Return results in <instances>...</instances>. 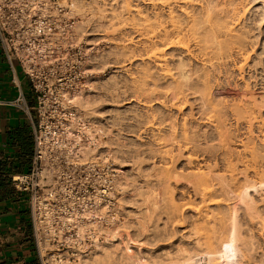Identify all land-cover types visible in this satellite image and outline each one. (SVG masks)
Masks as SVG:
<instances>
[{
    "label": "bare ground",
    "instance_id": "obj_1",
    "mask_svg": "<svg viewBox=\"0 0 264 264\" xmlns=\"http://www.w3.org/2000/svg\"><path fill=\"white\" fill-rule=\"evenodd\" d=\"M135 1L137 2L139 0H135ZM141 1L146 3V4L153 5V8H154L153 10L157 9L156 11H158L159 5L166 6V7L168 6L167 10H169V14H168L169 16L167 15L169 18L168 21L160 20V15H161L160 11L154 12L153 16H155L154 19L155 18L156 19L155 20L152 19L154 22H152L151 24L148 25L149 26V27H147L148 30L145 29L146 24H144V26H145L144 29H145L146 33L143 32L144 31L143 28H142L143 31H142V29H139L140 34L145 33L147 35V36H145V34H144V36L146 37V41L147 42L149 41V44H148L149 46H147L148 49L150 48L149 49L150 52L147 53V54L150 53L149 56L147 55L148 59L150 61L152 60V62L156 63V67H158L160 69L159 70L156 68L157 70H154V71H156L157 74H159V75H157L158 78H156L153 69L151 71L150 67H149V63L146 62V65L148 64V66H146L145 69L141 68L143 71H145L143 73L146 74V76L149 78V80H151V78H152L151 82L153 81V84H154L155 78L158 80L159 78L162 77L160 80L163 81V80H166L167 77L168 78L171 77L170 80L171 79L173 80L172 77L175 78V75L178 76L177 80L175 78L174 81L170 82L171 83L170 85H168V83H167L168 86H165L166 83H164L165 87L161 88L164 92H165L164 89H166L170 92L171 99H173L172 96L175 98L174 100H176L177 102L173 101L172 103L176 104V107L178 105L177 104L178 102H179V106H180V104L184 105L186 102H188L187 100H184V98L186 99V96L188 95L186 93V90L187 89L189 90L190 87L194 89V87H193V86H195L194 81H197L198 82L197 84H199L198 87H200V88H198L196 85L195 88L197 87L198 90L193 91L192 89H190L189 92H190V94H192V93L194 94L195 92H197V95H198V93L201 91L200 93L203 94L202 97L200 95L201 98L199 97V99H201V101H199V99L197 101L200 103L202 102L201 104L203 106L205 105L206 109H205V107H202V106L201 107H202V109L206 110V113H205L206 115L203 112H201V109H200V112L203 114L202 116H206V119L208 118L209 121L204 119V117H202L201 119H204L208 123L210 122L211 124H213V127L215 128V129L214 128L212 129V130H214L213 132H215L213 134H212V131H210L211 134H209V132L208 133L205 132L206 134L203 135L204 139H207V141H208V139L211 138V135L215 134L219 143L217 146H212L210 144L211 146H209V147H205V148L202 147L198 143L200 141V139H198L197 137H195L191 133L190 127H187V124H186L187 122L186 123L182 122L185 124L184 125L182 124L183 126H182V129L180 130L181 132H179L180 134H178V131L176 132V130H174V132H173V130H172V132L170 131L171 134H168L170 132H168V133L166 132L168 134L166 136V133L164 132L165 134H162L161 136H163V135H165V136H163L162 138H160V136H159V138H158L159 141L163 140L165 142V144L168 143L169 141H171L170 142V143H172L171 146H174L175 145L174 142H177L176 143L177 144L176 145L177 152H176V154H174V153L170 154L172 151L166 150V148H165V150H166V151L164 150L165 153L164 154L161 153L162 155H160V154H158V155H160V158H162L164 160V159H166V156L169 154L170 156L168 155L169 157L168 156L167 157L170 159V160L168 159L169 162L171 161L174 164V166L172 165V167H174V169H176L175 165H176L177 161H179V159H181V158H185V163L191 167V168L190 167L187 168V169H189L188 172L184 169L185 172L187 173V174L184 173L185 177H183L184 174H181V171L179 172L176 169V171H178V173H179L178 174V173H176V171L171 166H168V167L163 166V167H165L164 168L165 170L162 168L164 170V172H158L159 171V169H158V171H157L158 173L155 172L156 175H154V173H153L152 176H155L154 179L156 182L154 181V183H156L157 186L159 185L158 187H163L165 196L164 195L162 196V194H163V192L161 191L162 188H160V191L162 193L160 191H158L159 188L157 190L155 188L156 192L154 191L152 194L148 193V191H150V190H146L149 195L145 193L146 192L145 189L142 192L143 189L140 190V188H143V186H141V185L144 183L138 182V183H141V184L137 183L138 187L137 188L135 187L136 189L139 190L138 193H137V190L135 188L133 190H135V193L139 194L138 197L142 198V199H137L135 201L131 198L134 195L137 196L136 194H133V191H132L133 187L129 186V187H131V190L129 189V191H132V195H133V196L129 197L127 195V193H129V191L126 192L128 189H126V191H124L125 186H127V185L122 183V181H124L125 177L122 179L120 173L116 174L113 177V184H112L114 187V190L116 189V185L117 186L119 185L120 188L122 187V191L124 193L126 192L125 195H127V196H125L123 194L124 196L121 197V194H120L119 202L121 201L120 202L121 205L119 206L117 204L119 207L112 206L111 204L107 205L105 203L108 194L113 193L114 191L108 192L107 194H105L106 196L102 195V194L95 195L94 201L92 200L89 203V205L87 204V207L84 209V212L82 213V217L84 219V224L83 225L82 224L77 225L78 233L79 234L85 233L84 229L90 228L91 230H97L98 231L97 233H100L103 235L105 234V237H104V241L100 242V239L97 238L99 236V234H97V236H95V234H94V236H95V238L93 240L94 250L91 252V254L85 255L86 254L85 253V254L81 255V253H79V254H76V257H78L80 260L79 264H92V263L95 264L94 262H96L98 264V261H100L102 258V257L100 258L101 255L104 256V254H106L105 257H111L110 255L107 256V252L109 251V249L112 250V247H113V251L115 249H117L120 242H123V240L126 237H127V239L125 242L127 244L128 239H130V237L128 238V235H127L128 233H124V231H120V229H118L119 227L117 228L118 230L113 228L112 231H107L108 229L107 230L105 229L103 223L104 222L109 223V222L115 221V218L119 213V212H117V210H119L122 215L127 216L129 218L131 211L130 210L128 211L127 207L133 208V206H134V208L135 207L139 208V209H137L138 214L145 212L146 210H147L146 212L148 214L143 213L145 215H143V216H141L140 214L138 215V216H141V218H142L140 221L137 220V221H139L138 225H136V226H138V228L136 227L137 230L135 229L136 234H137L136 236L139 237V239L136 241L137 244L139 243L138 244L139 246L136 244L138 246V247H136L138 249V252H137V249H135L136 251H134L133 249H130L129 248L130 246L128 247V244H127V246H125V247H127V249L125 250V253L127 252L125 254L126 255L125 258L127 260H129V263L141 264V261L143 260L142 256L145 255L144 253H142V248L144 246L148 247V246L154 245L156 242L158 243V241L159 242L164 241V240L166 241V239L170 238L171 236L169 235V233L173 234V232H171V231L175 230V229H172L173 226L170 224V222L171 223L173 222L172 224L175 225L176 220H177V222H180V223L182 222L181 224H183V223H187V224H185L184 226H181V225H178V223H177V225L180 226V228H182V230H180L183 232L182 236H180L181 232L179 230H177L176 225H175L176 232L179 231L180 232L179 238L181 237V239L177 240L179 246L177 245L178 248L175 251L177 253V256L176 255L174 256V257H176V261L174 260L175 262H173V261L172 262H162L160 264H228L229 262H234L237 264H247L251 261V259H253L257 255L258 252L255 251V252H257L255 255L254 250H256L257 247L254 248L256 246L254 243L256 240L255 241H254V239L252 240V235H250V233H248L249 230H246L247 228L244 229V227H245L244 223L247 221L248 224L250 222L251 225H252V223L257 224L258 227L260 228L259 230L264 231V196H263V194H264V131L260 130L261 132H263L261 134V137H260L259 134L261 132L257 135L258 132L256 133V128H255L256 127L255 122L258 119V116L260 117L262 115L261 112L264 109V97L257 98L256 95H254L253 92H251L250 89H252V88H249L250 87L249 83H247L245 85L246 86L245 88L241 87L242 88L241 90H239L237 88L240 92L242 91V93L240 96H238V98L234 102H231L230 105L226 104L225 102H222V98H221V100L219 99V100L215 101L214 98L212 96L209 97V94H206V92L207 93L209 92V91H207L208 88H209V90H210V88H214L213 86L212 87L210 86L211 85L210 82H211V78H212L213 74L214 73L216 74L217 70L219 72H221V70H224L226 73H229V70L231 69L230 68L231 65H232V67H234L240 71L239 73L242 76L241 77L242 79H243V73L244 72L249 71V73L251 74V72H250L251 69L253 70V74L255 75L254 78L256 80L258 78L260 79L261 77L264 79V0H247L248 1L247 4H245L246 2H240V1H239L240 2L239 3L238 0H224L222 3H220V4L218 3V5H216L215 7L212 6L213 8H211V6L209 7V5L206 2L208 7L203 8V16L201 18L196 19L197 17L194 18L195 16H193L191 14V17H193L191 19V17L189 16L190 14L188 12H186L188 15L187 16L188 19H186V17H184L186 19V25L184 23L183 24L180 23L181 17L179 18L178 17L179 15L176 17V14L175 15L173 14L174 8L171 6L172 2H174L173 0L172 1L171 0H160V2H158V3H157V1H159V0H141ZM175 1H177V0H175ZM190 1L191 0H182L181 2L189 5ZM194 1H196V0H194ZM212 1H210V2H212ZM214 3L212 2V4H214ZM198 6H199V4H198ZM160 9H161V7H160ZM188 10H189V6H188ZM183 13H185V11ZM246 13L247 14L249 13V16L246 15ZM177 14H179V13H177ZM185 14H181V15H185ZM176 18L180 19V20L178 21ZM184 18H182L183 22L185 21ZM121 19H122V16H121ZM182 20H181V22H182ZM249 21H251V22H249ZM150 22H151V20H150ZM243 22L245 24L243 26H245L246 29L248 27L249 30H242L239 27H238L239 30L236 29V27H235L236 24L240 25V24H243ZM247 22L250 24L248 25ZM137 25L140 26V24H137ZM141 32H143V33H141ZM144 36H142L141 38H143ZM147 38H148V40H147ZM146 41H145V43L147 45ZM90 43H89V45H91ZM92 44H94V43H92ZM142 44H144V43H142ZM160 45L165 47V49H168V48H171V50L175 49V50L179 51V52H177L178 54L179 53L180 54L186 53L187 55L191 56L190 58H194L195 60L197 59V61L200 60L202 62L203 67H201V69H200V68L195 66L196 68H194V69H199V71L197 70V72H198L197 75H194V74H196V72L194 74L189 73L191 71V70L189 71V69H193V68H189L188 65H187L188 68H186V64H185L186 61L184 59H182L183 60L182 61L178 58L179 62L176 61V63L177 62L178 63L175 64L174 66H171L170 62L172 60L170 61V58H171V55L174 52V50L171 51L172 53L168 52L170 54V58H168L170 62H168V59H167L168 53L166 54L165 50L161 49ZM159 46H160V48H159ZM90 50H93V49L88 50L87 54H88V58L90 59V61H89V63H87V65L92 63V56H90V53H89ZM137 55H139V54H137ZM176 56H177V54L175 55V58H176ZM186 56H184V57L186 58ZM180 58H182V55L180 56ZM188 59H189V57H188ZM188 62H189V60L187 61V63ZM193 66L194 65L192 64V67ZM118 68H119V66H118ZM174 70H175V72H174ZM193 70H192V72H193ZM139 71H141V70H139ZM232 71H233V69H232ZM225 72H224V74L227 75V77H228L230 74L228 75ZM154 76H155V78H154ZM159 76H161V77H159ZM147 77H145V79ZM164 77H165V79H163ZM252 77H253V75H252ZM194 78H196V79L194 80ZM216 78L214 75L213 80H216ZM145 79H141V81H143V80L148 81V79H146V80ZM156 79H155V84L157 82H161L160 80L156 81ZM259 79H258V81L260 83H262L260 80H263V79H260V80ZM88 80H87V84H89V86H87L89 89L88 92H85L86 89H83L82 91L75 92V94L71 97H72V102L77 109V112L75 114V123H77L78 121H87V122H89V125H91V127H88L86 130L87 136L90 137L89 138L90 141L82 149L83 150L82 152L86 156L90 155L93 158L94 157L97 158V155H98V152L96 153L97 148L92 149L91 145L93 143V145L96 147L98 143H96L95 136L102 134L104 132L100 131L98 129V127L94 124V118L95 119L97 118L95 116H96V113H99V111L96 110L97 106L95 107V105H97L96 104L97 101L94 102L93 97H89L90 96L89 94L93 91L94 87H92V84H93V83H91L92 80L91 81L89 80V82H88ZM168 80L169 79H167V81ZM213 80H212V83L215 82L217 84V82H218L215 89L222 92L223 91L222 90L223 84H219L218 80H216L217 82L213 81ZM144 81L142 83H144ZM252 81H254V80H252ZM256 83H257V81H256ZM157 84H159V83H157ZM257 84H259V83H257ZM144 85H146V84H144ZM208 85L210 87H208ZM203 86L207 90H204ZM145 87H147V86H145ZM186 87H187V89H186ZM223 87H224V85H223ZM139 89L140 88H138V90ZM161 89L159 90V93H160ZM145 90H146V88H145ZM157 90H158V87H157ZM157 90L154 89L153 92L154 91L156 92ZM191 90L193 91L192 93H191ZM203 90L206 92H204ZM109 91H111V90H109ZM113 91L114 90H112V92ZM132 91H134V90H132ZM140 91L141 90H139V93H140ZM142 91H144V90H142ZM145 92L147 93V91H145ZM153 92H151V93L148 92V94L149 93L152 94ZM164 92H163V94L168 93V92H165V93ZM114 93H116V92L114 91ZM132 93H134V92H132ZM143 93L144 92H142V94ZM185 93H186V95H185ZM109 94H110V92H109ZM129 94H131V93H129ZM211 95H213V94H211ZM109 96H111L110 99L114 98V97H112L113 95H111V94ZM135 96H137V94ZM146 96H148V95H146ZM150 96H153V95H150ZM169 97H167V99ZM164 98H165V96H164ZM167 99H165V100H167ZM183 100L185 102H183ZM218 101H221V102H218ZM174 104H173V106H174ZM188 107H190V106H188ZM98 108H99V105H98ZM179 108H182V106ZM207 111H208V114H207ZM109 112L110 111H108V113ZM227 112H229L231 114V116L235 119V124H236L235 126L236 127L232 131L228 128H225L226 123H225V120L223 119V117L225 116V114ZM201 113H199V114H201ZM154 114H155V112H154ZM199 114H197V115H199ZM101 115H104V114L103 113L100 115L98 114L97 116H101ZM173 115H175V114H173ZM101 117H99V118H101ZM189 119H191V117ZM259 119H261V118H259ZM262 120L264 121V118ZM192 121L194 122L197 120H192ZM198 121H199V119H198ZM263 121H262V123H264ZM193 122H191V123H193ZM160 123L163 125L162 121ZM172 123H174V122H172ZM241 125H246V127H247L246 131L242 132L240 130L239 126H241ZM209 126L211 127V125H209ZM209 126H208V128H209ZM202 133L204 134V132H202ZM168 136H169V138H168ZM172 140H173V142H172ZM232 140L239 141V143L242 144L241 145L243 147L242 151H240V152L237 151L236 153H234L236 150L233 151V149L230 148V144H231ZM160 144H161V142H160ZM214 145H215V143H214ZM162 152H163V150H162ZM149 153H151V152H149ZM99 154H102V153H99ZM152 155H153V153H152ZM142 158H143V156H142ZM141 160L142 159H140L141 163H143L142 161H146V160H142V161ZM181 161H183V160H181ZM134 162H135V160H134ZM136 162H138V161H136ZM138 163H136V164L138 165ZM141 163L138 166L139 170H141V168H140ZM144 163L146 164V162H144ZM149 163H152V164L154 163L153 166L155 168L156 165H155L154 161L153 162L151 161ZM142 166H143V164H142ZM153 166H152V168H153ZM113 168H114V165H113ZM142 168H144V167H142ZM151 170L153 172L156 171L153 169H151ZM144 171H142V172H144ZM152 171H148V172H152ZM173 171H175V172L173 173ZM142 172H141V175H144V173H142ZM251 174H253V175H251ZM136 175H138V174H136ZM145 175H147V174H145ZM148 175H149V173H148ZM147 176H144V177H147ZM182 177L184 178L183 183L185 182V179H186V181H187L186 185L189 187V189L192 192L191 195L194 197V199L199 200V202H197V201L194 202L193 201L194 199H192L191 201H193V202H191L190 199L192 198V196L190 195L191 198H190V196H188L190 198L189 203H191V205H190V207H188L189 209L186 207L188 209V210L186 209L188 211V213L184 214V215L182 213H180V210H178V209H180V208H178L179 205L174 204V202H173V206L170 205V204H172L171 202L173 201L172 200L173 198L172 197H169L170 199L167 198L168 196H172L176 193V192H174V190H172V188H171V192H170V187H172L171 186L172 183L175 182L174 184L179 186L178 183L181 182L180 181L181 179L183 180ZM138 178H143L140 176V173H139ZM150 178L145 181V185L147 186V188L148 187L152 188V186L151 187L149 186ZM127 182H128V179H127ZM154 183H153V185L155 186L156 184H154ZM131 185H133V184H131ZM134 185H136V184L134 183ZM139 185L141 187H139ZM163 185L164 186L166 185L167 188L168 187L169 188L166 189V186L164 187ZM184 185H185V183H184ZM186 185H185V187H187ZM178 186H177V189H178ZM126 188H128V187H126ZM180 188H184V186L180 187ZM173 189H175V188H173ZM168 190H169L170 194H172V195H170L168 193ZM166 191L169 195H167V193H165ZM172 191H173V193H172ZM186 191H187V188H186ZM143 193L146 196H144ZM117 194H119V193H117ZM184 195H186V194H184ZM257 195H259V197H257ZM140 196H142V197H140ZM133 198H135V197H133ZM166 200H167V202H166ZM114 202H116V201H114ZM165 202H166V204H165ZM143 203L146 204L145 209L143 208L144 206H142ZM167 203H168V205H167ZM189 203L187 202V205ZM184 204H186V203H184ZM109 205H111L112 210H110ZM140 205H141V207H140ZM143 209H144V211H142ZM113 210L116 212V213L115 212L114 213L117 214L115 217H113V215H112ZM182 210L185 211L184 209H182ZM134 211H135V209H134ZM135 212H137V211H135ZM179 213L182 214L183 217L181 216V219L184 218L185 219V220L183 219L184 221H180V214ZM131 214L133 215V211ZM136 214L137 213H135V216H136ZM94 217L98 219L97 223L93 222ZM127 217L125 218L126 220H127ZM116 219H118V217ZM178 219H179V221H178ZM169 224L171 225L170 229L168 228L170 226ZM248 224H246V225H248ZM121 227H122V225H121ZM127 228H129V227H127ZM88 229H86V230H88ZM168 229L169 230L172 229V230L170 232H168ZM251 232H253V231H251ZM259 232H261V231H259ZM91 233L93 235L94 232L91 231ZM261 233H259V235ZM174 234L172 236L175 237V239H176L177 236H174ZM263 234L264 233H262L260 236L262 237ZM124 235H125V238L123 237ZM85 236L86 235H84V237ZM173 237L171 238L172 240H173ZM131 241H128V243H131ZM257 242H259V241H257ZM257 242H256V244H257ZM45 243H46V240H44V245H45ZM253 244L255 246H253ZM174 245H175V243H174ZM258 245H259V243H258ZM155 247H157V246H155ZM118 249H119V247H118ZM171 249H174V248L171 246ZM152 251L150 249H146L145 252H146V254L148 253V255H149L152 253ZM109 252L111 253V251H109ZM136 253H139V256H137L138 254H136ZM141 253H142V255H141ZM168 253H170V252H168ZM168 253H167V255H168ZM133 254L134 255L136 254L137 258L134 257L135 259H133V256H134ZM260 255H261V251H260ZM260 255H258V256H260ZM63 256H65V255H63ZM46 257H48L47 254H46ZM65 257H67V256H65ZM143 257H146V256H143ZM174 257H172L171 259H173ZM59 258H60V256H59ZM255 258H254V261L257 262L258 260H255ZM94 259H96V260L94 261ZM256 259H258V257ZM262 259H263V256H262L261 260ZM49 260H51V259H49ZM49 260L47 258V261H49ZM92 261H94V262H92ZM151 261H153V260H151ZM168 261H170V260L168 259ZM107 262H109V261H107ZM256 262H254V263H256ZM263 262L260 261V263H262V264H263ZM47 263H49V262H47ZM53 263H51V264H53ZM67 263H64V264H67ZM105 264H107V263L105 262Z\"/></svg>",
    "mask_w": 264,
    "mask_h": 264
},
{
    "label": "rangeland",
    "instance_id": "obj_2",
    "mask_svg": "<svg viewBox=\"0 0 264 264\" xmlns=\"http://www.w3.org/2000/svg\"><path fill=\"white\" fill-rule=\"evenodd\" d=\"M125 1L126 2L128 1V2L126 3ZM173 1L175 2V3L172 2V4H171V6L174 8L173 9V14L174 15L176 14V17L179 15L178 17L179 18L181 17L180 19L182 20V18H184V17H186V19H188L187 18L188 15H187L186 12H188L190 14L189 15L190 17H191V14H192L193 16H195L194 18L197 17L196 19H199V18H201L203 16V8L208 7V5H209V7L211 6V8H213L212 6L215 7L216 5H218V3L220 4L224 0H216L217 2L215 0H213V1L212 0H196V1L191 0L190 1L191 3L189 2V5L188 4H184L183 2H181L182 0H179V1L178 0L177 1L173 0ZM210 1H212L213 3L215 2V3L212 4V2H210ZM239 1L240 2H246L245 4L248 3L247 0H238V2ZM158 2H160V0L157 1V3ZM206 2H207L208 5L206 4ZM198 4H199V6H198ZM188 6H189V10H188ZM160 7H161V9H160ZM153 9H154L153 8V5L146 4V3L142 2L141 0H139L137 2L135 0H92L90 3H81V4L76 5L77 12L80 15L82 14L81 17L78 19L77 32H79V35H80V37L82 38V40L84 42L85 48H87V49H93V50H90V52H89L90 53V56H92V63L87 65V63H89V61H90V59L87 58L88 60H86L87 62L85 64V66L86 65L87 66L85 67V69L88 71L87 80L88 79L90 81L92 80L91 81V83H93L92 84V87H94L93 88V91L89 94L90 95L89 97H93L94 102L97 101L96 102L97 105H95V104L94 105H95V107L97 106L96 110L99 111V113H96V116H95V117H97L96 118L97 120L94 118V124L98 127V129L100 131L104 132L102 134H99V135H96L95 136L96 143H98L99 145L97 144V146L95 147L93 145V143H92L91 147H92V149L97 148L96 153L97 152H98V154L99 153H102L103 156H105L106 158H108L111 161L112 165H114V169H115L114 174L115 175L120 173L122 179L125 177L124 181H122L123 184L127 185V186H125V190L124 191H126V189H128L126 191V192H128L129 189L131 190V187H133L132 188L133 194H136L137 196H135V195L133 196L132 195V191H129V193L131 195L129 193H127V195L129 197H131V196L135 197L136 199L133 198V197H131L135 201L137 199H142V198H139L138 197L139 194H137V193H138L139 190L136 189L138 187V184H141L142 182L144 183V184L141 185V186H143V188H140V190L143 189L142 192L145 189V191L146 190H150L151 192L148 191V193L149 194H152L154 191L156 192V190L158 188H159L158 191H160V188H162V190H161L163 192L162 196L163 195L165 196L163 187H158L159 185L157 186V184L154 183V181H155L154 177L155 176H152V174L154 173V175H156L155 172L156 173H158V172H164V170H165L164 168L165 167H163V166H167V167L168 166H171L172 167V165L174 166V164L171 161L169 162V160H170L168 158L170 156L169 154H168L169 156L167 155L168 157L166 156V159H164V160L162 158H160V155H162L161 153L164 154L166 150L172 151L170 154H173V153L176 154V152H177V150H176V145L177 144L176 143L177 142H174L175 145L174 146H171L172 145V143H170L171 141H169L168 143L165 144V142L163 140L162 141L161 140L159 141V139H158L159 136H160V138H162L163 136H165V135L161 136L162 134H165L166 132L168 133L170 131L172 132V130H173V132H174V130H176V132L178 131V134H180L179 132H181L180 130L182 129V126L187 122L186 123L187 124V127H190L191 128V130H190L191 133L195 137H197L198 139H200V141L198 143L202 147L205 148V147H209L211 145L212 146H217L218 143H219L218 142V139L216 138V135L215 134L214 135H211V138L212 139L210 138V139H208V141H207V139H204V136L203 135L206 134L205 132H207V133L209 132V134H211L210 131H212V134L215 133V132H213L214 130H212L214 128L213 127V124H211L210 122L209 123L207 122L209 120H208V118L206 119V116H202L203 114L201 112H203L204 114L206 113V110H205L206 107H205V105L203 106L201 104L202 102L200 103V102L197 101L199 99L200 95H201V97L203 95V94L200 93L201 92L200 91L201 89L199 90L200 92L198 91L199 92L198 95H197V92H195L194 94L192 93L193 91H197L198 88H200V87H198L199 84H197L198 83L197 81H194V84H195V86L197 85L198 88L197 87L195 88V86H193L194 89H195L194 90L193 88L190 87V89L193 90V91L191 90V93L192 94H190V92H189L190 89L188 90L187 87H186V89H187L186 90V93L189 96L187 95L186 96V99L184 98V100H187L188 102H186L184 105H181L180 104V106H179V102L177 103L178 104L177 107L178 106L179 107L182 106V108H179V107L177 108L176 107V104L172 103L173 101L174 102H177V101L174 100L175 98L173 96H172L173 99H171V95H170V92L168 90L164 89L165 92H168V93L163 94L164 91L161 89L162 87L164 88L165 86L170 85L171 84L170 82L171 81H174L175 78L177 80L178 76L175 75V78L172 77L173 80L172 79L170 80L171 77H169V78L167 77L166 80H163V79H165V77H164L162 79L163 81L160 80L162 77L159 76L161 78H159L158 80H160L161 82H157V83H159V84L156 83L157 85L155 84V79L158 78L157 75H159V74H157L156 71H154V70H157L159 68L156 67V63H154V62H152V60L150 61L148 59V56H149L150 53L149 54H147V53L150 52L149 51L150 48L148 49V47H147V46H149L148 45L149 44V41L148 42L146 41V37L145 36H147V35L145 34L146 33L145 32V29L148 30V28H147V27H149L148 25L151 24L152 22H154L152 20L155 17V16H153L154 15V12H159L160 11V14H161L160 15V20H162V21H168L169 20V18H168V16H169L168 15L169 14V10H167L168 9V6L166 7V6H161V5H159L158 11H156L157 9L156 10H153ZM184 11H185L186 14L183 13ZM176 12L179 13V14H177ZM180 13L181 14H185L186 16L185 15H181ZM246 15L249 16V13L248 14L246 13ZM121 16H122V19H121ZM192 18L193 17H191V19ZM149 19L151 20V22H150ZM180 19H177V20L179 21ZM186 19L184 18V20H185L184 22H183V20H182V22L180 20V23H182V24L184 23L186 25ZM244 22H243V24H240V25L236 24V26H235L236 29L239 30V28H240L242 30H249L248 27L246 29V27L243 26V25H245ZM249 22H251V21H249ZM137 24H140V26L137 25ZM144 24H146L145 25L146 28H145ZM247 24L249 25L250 23L247 22ZM142 28L143 29L145 28L144 31H143ZM139 29H142V31L145 32V33L141 32L143 34H140V30ZM144 34H145V36H144ZM142 36H144V37L141 38ZM143 39L147 42V45H146V43H145V41ZM147 40H148V38H147ZM89 43L91 45H89ZM92 43H94V44H92ZM142 43H144V44H142ZM160 46H159V48H160ZM161 49H164L165 52H166V54L168 52L172 53L171 51L174 50V52L171 55V58H170V54L169 53H168V56H167V59L170 58V61L171 60L172 61L174 60L173 62L171 61L172 62L171 63L169 61V59H168V62H170V65L171 66H174L175 64H177L179 62V60H178V58H179L180 60L184 59L186 61V63L184 62L186 64V68H188V66H189V68H193V69L196 68V67H198V68L201 69V67H203L202 62L200 60L197 61V59L195 60L194 58H190L191 56L187 55L186 53L185 54L184 53H182V54L179 53L178 54L177 52H179V51H177L175 49H172L171 50V48L165 49V47H163V46H161ZM137 54H139V55H137ZM176 54H177V56L175 58V55ZM181 55H182V58H180ZM184 56H186V58ZM188 57H189V59H188ZM188 60H189V62H188L189 64L187 63ZM176 61H178V62L176 63ZM146 62L149 63L150 70L152 71V69H153V71L155 73V76H156V78L154 76V78H155L154 79V84L155 85L153 84V81L151 82L152 78H151V80H149V78L146 76V74L143 73L145 71H143L142 69H145V67L148 66V64L146 65ZM192 64L194 65L193 67H192ZM118 66H119V68H118ZM230 68H229L230 69L229 70V73H226L224 70H221V72L223 73L222 74L221 72H219L217 70L216 74L218 76L215 73L213 74V76L211 78V82H210L211 85L210 84L209 85L211 87L213 86L214 88H210V90L208 88V90H207L203 86V89L204 90L209 91L207 93L206 91L203 90L204 92H206V94H209V97L212 96L215 101H217L219 99L221 100V98H222V102H225L226 104L230 105L231 102H234L238 98V96L241 95L242 91L240 92L239 90H241L242 88H245L246 87L245 85L247 83H249V85H250L249 88H252V89H250L251 92H253V94L256 95L257 98L264 97V79L262 77L260 79H263V80H260L259 78L258 79L263 84L260 83L258 81V79L256 80L254 78L255 75L253 74V70L251 69V71H250L251 74L249 73V71L244 72L243 73V79H242L241 78L242 76L240 75V73H239L240 71L238 69L232 67V65H231ZM193 69H189V71L191 70L189 73L190 74H192V73L194 74L196 72V74H194V75H197V73H198L197 70L199 71V69H194V70ZM232 69H233V71H232ZM139 70H141L142 72L139 71ZM192 70H193V72H192ZM174 72H175V70H174ZM224 72L226 74H228V75L230 74V75L227 77V75H225ZM214 75H215V78L217 77L216 80L219 81V84H223L224 85V87L222 85V90H223L222 92L223 93L215 89V87L217 86L218 82L216 80H213ZM252 75H253V77H252ZM145 77H147L146 79H148L149 82L145 79ZM141 79H145L146 81L143 80L144 83H142L143 81H141ZM167 79H169L168 80L169 82L167 81ZM195 79L196 78H194V80ZM87 80H86V86L84 88V89H86L85 92H88V90H89L88 87H87V86H89V84H87ZM89 80H88V82H89ZM158 80L156 79V81H158ZM212 80L213 81H216L217 84L215 82L212 83ZM252 80H254V81L256 80L257 83H259V84H257L256 81L254 82ZM164 83H166V85ZM167 83H168V85H167ZM144 84H146V85H144ZM209 85H208V87H210ZM145 86H147V87H145ZM157 87H158V90H157ZM138 88H140L139 90H141V91L144 90V91H142L144 93L142 94V92L140 91V93H141L140 94ZM145 88H146V90H145ZM153 88L155 90H157L158 92L156 91L157 92L156 93L154 91L155 92L154 93L153 92V90H154ZM160 89H161V91L159 93V90ZM109 90H111V91H109ZM112 90H114L116 93H114V91L112 92ZM132 90H134V91H132ZM108 91L110 92L111 95H113L112 97H114V98L110 99L111 96H109L110 94H109ZM145 91H147V93ZM132 92H134V93H132ZM148 92H150V93L153 92L154 94L153 93L152 94L149 93L150 95H153V96H150L148 94ZM129 93H131V94H129ZM135 93L137 94V96H135L136 95ZM186 93H185V95H186ZM211 94H213V95H211ZM146 95H148L149 97L146 96ZM163 95L165 96V98H164ZM167 97H169V98L167 99ZM165 99H167V100H165ZM184 100H183V102H185ZM199 101H201V99H199ZM218 102H221V101H218ZM165 104L166 105L168 104V105L166 106ZM173 104H174V106H173ZM98 105H99V108L100 109L98 108ZM188 106H190V107H188ZM201 106L202 107H205V109H202ZM200 109H201V112H200ZM108 111H110V112L108 113ZM154 112H155V114H154ZM102 113L104 114V115H101L102 117L101 116H97L98 114L100 115ZM172 113L175 114V115H173ZM199 113H201V114H199ZM197 114H199V115H197ZM207 114H208V111H207ZM261 114L262 115L260 117L258 116V119L255 122L256 123L255 124V126H256L255 127L256 128V133L258 132L257 135L262 130L264 131V129H263L264 128V123H262V121H263L262 119L264 118V109L262 110ZM225 116L223 117V119L225 120V123H226L225 128H228L231 131L234 130L235 127H236L235 126L236 125L235 124V119L231 116V114L229 112H227L225 114ZM99 117H101V118H99ZM190 117H191V119H189ZM202 117H204V119H206L207 121H205L204 119H201ZM259 118H261V119H259ZM198 119H199V121H198ZM192 120H197V121H194L193 122ZM161 121H162L163 125L160 123ZM172 122H174V123H172ZM182 122H185V123H182ZM191 122H193V123H191ZM86 123L88 124L89 127H91V125H89V122L86 121ZM208 124L211 125V127ZM207 125L209 126V128H208ZM239 128H240V130L242 132L246 131V129H247L246 125H241V126H239ZM171 132L168 133V134H171ZM202 132H204V134ZM167 133H166V136L168 135ZM262 133L263 132H261L259 134L260 137H261V134ZM86 136H87V132H86ZM88 138H90V137H88ZM168 138H169V136H168ZM235 141L232 140V142L230 144V148L233 149V151L236 150L234 153H236L237 151L238 152L242 151V148H243L241 146L242 144H240L239 141H236V142ZM160 142H161V144H160ZM172 142H173V140H172ZM214 143H215V145H214ZM165 148H166V150H165ZM162 150H163V152H162ZM149 152H151V153H149ZM152 153H153L154 156L152 155ZM158 154H160V155H158ZM142 156H143V158H142ZM140 159L146 160V161H142L141 160L143 162V163H141L140 162ZM134 160H135V162H134ZM181 160H183V161H181ZM136 161H138L139 163L136 162ZM151 161L152 162L153 161L155 162V165H156L155 168L156 169L153 166L154 163L153 164L152 163H149ZM144 162H146V164ZM168 162L170 164L171 163L172 164L170 165ZM136 163H138V165ZM140 163H141V167H140L141 170H139V167H138ZM142 164H143V166H142ZM152 166H153V168H152ZM142 167H144V168H142ZM175 167H176V169L179 172L181 171V174H184V173L187 174L185 172V170L188 172L189 169H187V168L190 167V166L185 163V158H181V159H179V161H177ZM172 168L174 169V167H172ZM151 169L156 170V171L153 172ZM158 169H159V171H158ZM176 169H174V170L176 171ZM147 170L148 171H152V172H148ZM142 171H144V172H142ZM175 171H173V173ZM178 171H176V173H178ZM141 172L144 173V175H141ZM139 173H140V176L143 177L144 179L143 178H138L139 177ZM148 173H149V175H148ZM136 174H138V175H136ZM145 174H147L148 176L145 175ZM185 174H184V176L183 175L182 176L185 177ZM251 175H253V174H251ZM144 176H147L148 178L147 177H144ZM126 178L128 179V182H127V179ZM149 178H150V180H149L150 181L149 182V186L150 187L152 186V188L154 187L153 189L152 188H149V187L147 188V186L145 185V181L148 180ZM180 181L182 183L181 182L180 183L177 182L179 184V186L178 185H175L174 184L175 182L172 183V185H171L172 187H170V192H171V188H172V190H174V192H176V193L174 195H172V194H170V192L168 190V193L170 195H172V196H168L167 198L170 199L169 197H172L173 198L172 199L173 201L171 202L172 204H170V205L173 206V202H174V204L179 205V207L178 206L177 207L180 208V209H178V208L177 209L180 210V213H182L184 215V214H187L188 213V211H187L189 209L188 207H190V205H191V203H189V202L192 199H194V197L191 195L192 192L189 189V187L186 185L187 184L186 179H185V182L184 183H185V185L187 187H185V185L183 183L184 178H183V180L181 179ZM138 182H141V183H138ZM134 183L137 186L134 185ZM153 183L156 184V185L154 186ZM131 184H133L134 186L131 185ZM129 186H131V187H129ZM141 186L139 185V187H141ZM177 186H178V189H177ZM183 186H184V188H180V187H183ZM126 187H128V188H126ZM119 188H120L119 185L118 186L116 185V189L114 190V192L108 194V196L106 198V202H105L107 205L108 204H111L112 206H116V207H119L121 205L120 204L121 201L119 202V200H120V194H121V197H123L126 194V192L124 193L122 191V187L120 189ZM134 188L137 190V193H135V190H133ZM155 188H156V190H155ZM168 188L166 186V189H168ZM173 188H175V189H173ZM186 188H187V191H186ZM117 193H119V194H117ZM145 193L148 194L147 191ZM165 193H167V191ZM168 193H167V195H169ZM172 193H173V191H172ZM184 194H186V195H184ZM127 195H125V196H127ZM190 195L192 196V198H191ZM144 196H146V195L144 194ZM188 196H190L191 199ZM263 196H264V194H263ZM140 197H142V196H140ZM257 197H259V195H257ZM116 198L117 199L119 198V199L117 200ZM189 199H190V201H189ZM167 200H166V202H167ZM114 201H116V202H114ZM193 201L194 202H196V201L199 202L198 199H194ZM193 201H191V202H193ZM166 202H165V204H166ZM187 202L189 203L188 205H187ZM184 203H186V204H184ZM111 205H109L110 206V210H112ZM141 205H140V207H141ZM145 205L146 204H144V203L142 205V206H144L143 207L144 209L146 207ZM167 205H168V203H167ZM127 209H128V211L129 210L131 211L129 218L127 216L122 215L119 210H117V212H119L118 215L115 214L116 212L113 210L112 211L113 217H115L117 215L116 218L118 217V219L115 218V221L109 222V223L104 222L103 224H104L105 229L106 230L108 229L107 231H112L113 228L114 229H117L119 227L118 229H120V231H124V233H128L127 234L128 235V238L130 237V239H128V241H131L132 240L131 243H128V241H127L128 247L130 246L129 247L130 249H133L134 251H136L135 250V249H137L136 247L139 246L138 245L139 243L137 244V242H136L139 239V237L136 236L137 234H136L135 229L137 230V228H138V226H136V225H138V222L142 219L141 216H143L145 214H148V213L146 212L147 211L146 210L145 212L139 213L141 216H138L139 215L138 214V210H137V209H139L138 207H135V208H134V206H133V208L127 207ZM134 209L137 212H135ZM144 209L142 211H144ZM182 209H184L185 211H183ZM132 211H133V215L134 216H135V213H137L136 216L139 219L136 216L134 217L131 214ZM143 213H145V214H143ZM182 214H180V221H184L185 220L184 218L181 219ZM126 217H127V220L125 219ZM94 219H93V222L97 223L98 222V219L95 218V217H94ZM137 220H139V221H137ZM178 221H179V219H178ZM172 223L170 222V224L173 226L172 229H175V230H172V229H171L172 231L169 230L171 228V225L169 224L170 226L168 227L169 228L168 229V232L171 231V232H173V234L176 232V228L179 231L182 230V228H180V226H178V225L184 226L185 224H187V223L181 224L182 222L180 223V222H177V220H176V224H175L176 225V228H175V225L172 224ZM177 223H178V225H177ZM244 224H245L244 229L247 228L246 230H249L248 233H250V235H252V240L253 239H254V241L256 240L255 243H254L256 246L254 244H253V246H255L254 248L257 247L256 250H254V252L255 251L258 252V253L255 252V255L257 253V255L255 257L256 258L258 257V259H256L255 257L254 258H255V260H258V261L260 260L261 262H263L264 261L263 260L264 259V255H263L264 254L263 253L264 252V238H263L264 237L263 236L264 234L262 235V237L260 235L262 233H264V231L259 230L260 228L258 227L257 224H253L252 223V225H251V223L249 222V224H248L247 221ZM246 224H248V225H246ZM121 225H122L123 228L121 227ZM127 227H129V228H127ZM86 229H88V228H86ZM86 229H84L85 230L84 231L85 233H81L80 234V235H82L79 238L81 240V242H80L81 244H79V243L76 244V249H77L76 250V253L77 254L81 253V255H82V254H85L86 253L85 255H90L91 252L94 250L93 240H94L95 236H97V234H99V236L97 238L100 239V242H103L104 241L105 234L103 235V234L97 233L98 232L97 230H91L90 228L88 230H86ZM91 231L94 232L93 235H92ZM179 231H177L178 233L176 232L177 234L176 233L174 234V236H177L176 239H175V237L172 236L173 234L169 233V235L171 237L168 238V239H166V241L164 240L165 242L164 241H160L161 242L160 243L158 241V243L156 242L157 244L155 243L154 245H151V246H148V247L147 246H144L142 248V253H144L145 255H143V256H146V257H143L142 256V259L143 260L145 259V260L144 261L142 260L141 261V264H147V263L148 264H151V263L152 264H154V263L155 264H160L162 262H172V261L175 262L176 261V257H174V256L175 255L177 256V253L175 251L177 250V248L179 246L177 240L178 239H181V237L179 238L180 232H181V235L180 236H182V233H183L182 231H180V232ZM251 231H253V232H251ZM259 231H261L262 233L259 232ZM259 233H261V234L259 235ZM94 234H95V236H94ZM84 235H87L88 237H84ZM123 237L125 238V235ZM172 237H173V240L171 239ZM126 239H127V237L123 240V242H120L119 241L120 242V244L118 245L119 249H118V247H117V249L114 248L115 249L114 250L115 252L113 251V247H112V250L109 249V251H111V253L108 251L107 252V256L110 255L111 257H105L106 254H104V256H102V255L100 256L99 255L100 258L102 257L101 260L103 259L104 261L103 260L102 261L101 260L100 261L97 260L98 261V264H103V263L105 264V262L107 264H127V263L128 264H131V263H129V260H127L125 258V256H126L125 254L127 253V252L125 253V250L127 249V247H125V246H127V244L125 242ZM82 240H84V241H82ZM172 241L175 243V245H174V243ZM257 241H259V242H257ZM256 242H257V244H256ZM258 243H259V245H258ZM155 246H157V247H155ZM171 246L174 249H171ZM61 249L63 251H60ZM61 249L59 250V248L57 246H53V247H51V249L48 248L47 250H44V248H41V254H42L43 264H49L50 262L51 263L54 262L55 264H64V263H67V262H68L67 264H79L80 263L79 258L76 257L75 255H73L74 252H72V251H69L68 252L67 249H63V248H61ZM146 249H150L151 251L152 250L153 251H152L151 254L148 255V253L146 254V252H145ZM260 251H261V255H260ZM137 252H138V249H137ZM168 252H170L171 254L168 253ZM142 253H141V255H142ZM167 253H168V255L170 254L169 255L170 257L167 255ZM46 254H47L48 257H46ZM52 254L54 255L53 257L51 256ZM136 254H138L137 256H139V253H136ZM136 254L135 255L133 254L134 255L133 256V259L137 258ZM63 255H65L67 257H65ZM258 255H260L261 257L258 256ZM57 256H61V257L59 258ZM262 256H263V259H262L263 261L261 260ZM166 257L167 258L169 257L168 259L170 261H168V259ZM172 257H174L175 259L174 258L171 259ZM47 258H48V260L51 259L52 261L51 260L47 261ZM254 258L251 259V261L253 260L252 262L250 261L247 264H252V263L253 264H259L260 263V261L259 262L258 261L257 262L254 261ZM96 259H94V261ZM150 259L153 260V261H151ZM164 259L165 260L167 259V260L165 261ZM94 261H92V262H94ZM107 261H109L110 263L107 262ZM47 262H49V263H47ZM254 262H256V263H254ZM94 263L97 264L96 262H94ZM228 264H237V263L229 262ZM260 264H262V263H260ZM263 264H264V262H263Z\"/></svg>",
    "mask_w": 264,
    "mask_h": 264
},
{
    "label": "built area",
    "instance_id": "obj_3",
    "mask_svg": "<svg viewBox=\"0 0 264 264\" xmlns=\"http://www.w3.org/2000/svg\"><path fill=\"white\" fill-rule=\"evenodd\" d=\"M91 1L0 0V44L8 59L18 62L37 99L33 109L17 100L31 117L35 147L31 170L11 178L29 194L42 264L41 248L57 246L76 256L84 209L95 195L114 191L111 161L82 152L90 141L89 126L86 121L75 123L71 97L85 88L88 77L89 49L77 32L82 14L76 5Z\"/></svg>",
    "mask_w": 264,
    "mask_h": 264
},
{
    "label": "crops",
    "instance_id": "obj_4",
    "mask_svg": "<svg viewBox=\"0 0 264 264\" xmlns=\"http://www.w3.org/2000/svg\"><path fill=\"white\" fill-rule=\"evenodd\" d=\"M17 100L31 109L37 104L27 76L0 44V264H42L29 194L11 178L31 170L35 147L31 117Z\"/></svg>",
    "mask_w": 264,
    "mask_h": 264
}]
</instances>
